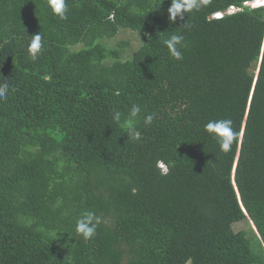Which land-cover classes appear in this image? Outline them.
Listing matches in <instances>:
<instances>
[{"label":"trees","instance_id":"16d2710c","mask_svg":"<svg viewBox=\"0 0 264 264\" xmlns=\"http://www.w3.org/2000/svg\"><path fill=\"white\" fill-rule=\"evenodd\" d=\"M247 1L170 22L171 0H66V19L0 0V264H264V6ZM134 104L138 139L113 120ZM219 119L228 153L204 130Z\"/></svg>","mask_w":264,"mask_h":264},{"label":"clouds","instance_id":"9594fccd","mask_svg":"<svg viewBox=\"0 0 264 264\" xmlns=\"http://www.w3.org/2000/svg\"><path fill=\"white\" fill-rule=\"evenodd\" d=\"M251 1H247L244 4L252 6ZM47 5L55 16H58L61 19L67 18L66 0H47ZM199 7V0H171V5L167 10L169 13V20L170 22H174L178 16L181 20H183L184 13H189L193 9H199ZM219 14L222 16L223 12H216L212 15V17H221ZM31 36L32 39L29 42L28 52L32 58L35 59L38 52L42 48V36L40 32ZM183 41V35L178 34L171 35L170 38L164 41V44L169 50L171 56L176 60L183 59L181 51V49L185 47ZM8 92L9 85L7 83L0 84V100L6 99ZM140 112V106L134 104L132 105L127 118L122 121L121 113L119 111H114L113 120L116 123L122 124V126L126 129L128 137L138 139L139 131L136 127V117L140 114ZM152 120L153 115H146L144 123L151 124ZM204 130L217 140L220 150L224 153L231 151L232 145L238 136V133L233 128V122L230 119L210 120L204 125ZM101 222V217L97 216L95 212L84 211L76 221L75 231L85 240H89L96 235L97 227Z\"/></svg>","mask_w":264,"mask_h":264},{"label":"rangeland","instance_id":"374dc122","mask_svg":"<svg viewBox=\"0 0 264 264\" xmlns=\"http://www.w3.org/2000/svg\"><path fill=\"white\" fill-rule=\"evenodd\" d=\"M251 5L252 6H264V0H253L251 1ZM221 16V14H219ZM117 38L120 39H128L130 41V46H129V53L132 52L133 50H135L140 42H139V35L135 32L132 31L130 29H126V30H121L118 35H116ZM115 37V38H116ZM158 166L165 170L166 166L162 161L158 162ZM244 226L243 224H237L235 225V229H239L240 227Z\"/></svg>","mask_w":264,"mask_h":264},{"label":"built area","instance_id":"2783aa9c","mask_svg":"<svg viewBox=\"0 0 264 264\" xmlns=\"http://www.w3.org/2000/svg\"><path fill=\"white\" fill-rule=\"evenodd\" d=\"M233 10H235V8L231 6L228 11H233Z\"/></svg>","mask_w":264,"mask_h":264}]
</instances>
